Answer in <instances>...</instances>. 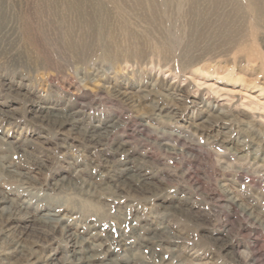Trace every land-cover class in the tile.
Returning <instances> with one entry per match:
<instances>
[{
    "label": "rangeland",
    "instance_id": "1",
    "mask_svg": "<svg viewBox=\"0 0 264 264\" xmlns=\"http://www.w3.org/2000/svg\"><path fill=\"white\" fill-rule=\"evenodd\" d=\"M251 3L0 0V208L34 218L10 238L60 264V224L53 244L42 235L65 220L92 264H264V0Z\"/></svg>",
    "mask_w": 264,
    "mask_h": 264
},
{
    "label": "bare ground",
    "instance_id": "2",
    "mask_svg": "<svg viewBox=\"0 0 264 264\" xmlns=\"http://www.w3.org/2000/svg\"><path fill=\"white\" fill-rule=\"evenodd\" d=\"M251 1L252 0H248L249 4H252ZM123 98L129 101L131 99V96L130 95H124ZM51 114H52L51 117L55 118V116H57L58 113H51ZM53 127L57 128L59 130L62 126H61V124H58L57 126L55 125ZM105 133H107L105 129L98 127L97 131L93 135H89V137L91 136V138L93 139L94 137H98V136L103 135ZM14 149H16V148H14ZM0 166L1 167L3 166V164L1 162H0ZM6 174L13 175L14 173L11 169H8ZM134 175H133V177H134ZM137 179H139V178H137ZM134 180H135V178H134ZM128 182H129V178H128ZM63 183H65V182H63ZM66 183L69 184V182H66ZM118 183L120 186V182H118ZM55 186H57V185L55 184ZM126 186H127V184H126ZM81 193L77 192L78 195H81ZM6 202H8V199L1 196V194H0V203L2 204V203H6ZM11 205H12V208H10L9 210L5 206H4V208H0V248L4 251V253L6 255V258H4V260H2V264H12V262H11L12 259L13 260H15V259L16 260H23L24 264H26L27 262L33 261V260L37 261V263L42 262V264H52V262L54 261V259H53L54 254L52 256H47L45 258V260H43V261L36 259V257L35 258L32 257L34 255V252L31 250V246L38 247V244H37L38 241H30L29 243L26 244V239L24 238L25 235L23 233L16 236V238H10V236L7 232L10 231V229H12L14 227L16 228V222L23 221L24 223H26V226H29L28 225L29 223H32V222L34 223L33 215L28 213V212H25L27 210V207H25L24 204H17V203L12 202ZM248 212H250V211H248ZM50 216H52V215H50ZM48 221L49 222H46V221H45V223L43 222L44 225H46L47 229L49 230V231H45L44 234L42 235V239L45 242H47V243L50 242V244L54 243V240L53 239L50 240L49 237H50V235H52L54 233V228H55L56 224H60L59 225V226H61L60 235L63 236L65 239H67V241L69 240L71 242L70 244H72L71 247L73 249L71 250L70 255L67 258H65V260L62 261L60 264H92L94 261H97V260L99 261V255L100 254L97 253L96 248H94V247L92 248L90 245H88L89 243L86 240H84L82 236L77 235L75 233H72V231L66 225L65 220L48 219ZM52 222H54V223L52 224ZM17 227H19V225ZM84 241H85V243H84ZM141 241L144 243V249H148L147 244L148 245L151 244V239L143 238V239H141ZM83 243L85 244V246H84V249L81 251L80 245ZM50 244L48 246H50ZM151 249H150V252L152 251ZM224 250H226V249H224ZM108 256L109 255H107V258L104 259L103 261L101 260L100 264H119L115 259L109 258ZM133 260L134 259L130 260L131 262L129 264H132V263H134V264L135 263L136 264H146V262H141V261L140 262H138V261L134 262ZM15 263H17V262H15ZM33 263H35V262H33Z\"/></svg>",
    "mask_w": 264,
    "mask_h": 264
}]
</instances>
